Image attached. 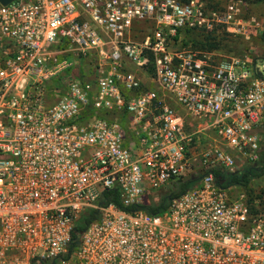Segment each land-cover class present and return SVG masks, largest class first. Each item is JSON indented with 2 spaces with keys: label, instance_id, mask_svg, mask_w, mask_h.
Listing matches in <instances>:
<instances>
[{
  "label": "built area",
  "instance_id": "2783aa9c",
  "mask_svg": "<svg viewBox=\"0 0 264 264\" xmlns=\"http://www.w3.org/2000/svg\"><path fill=\"white\" fill-rule=\"evenodd\" d=\"M249 10L245 0L0 4V264H264V212L214 174L239 170L234 154L258 165L264 44L219 57L180 35L251 44L264 21ZM150 68L146 85L138 71ZM194 137L210 140L204 174L148 214L144 203L185 174ZM112 190L121 207L104 202Z\"/></svg>",
  "mask_w": 264,
  "mask_h": 264
},
{
  "label": "trees",
  "instance_id": "16d2710c",
  "mask_svg": "<svg viewBox=\"0 0 264 264\" xmlns=\"http://www.w3.org/2000/svg\"><path fill=\"white\" fill-rule=\"evenodd\" d=\"M181 3H187L189 0H178ZM210 6H218L215 5L211 2V0H206ZM249 5L250 4H262L264 5V0H245ZM180 35H183L182 38V43L183 45H187L189 43H193V45H200L203 49L206 51H212L215 49H218L221 44H226L229 39L224 38V37H219L213 36L211 34H205L202 32H195L191 30H183ZM199 36H201V39H197ZM261 42L264 44V34L261 36ZM150 73H152L151 68L148 70ZM256 134L260 140L261 135L264 136V124L256 129ZM259 167H252V168H247L245 170L239 169L236 170L233 173L227 174L226 172H221V171H214V174L217 179L223 180L225 183L227 182V185H237L241 187H247L250 182L252 181L253 177L258 176L260 173L264 172V144L261 152L259 153ZM202 177V175L198 176L197 178L193 180H175L172 185V189L168 192L163 194L157 201H148L144 203L143 208L144 211L147 212L148 214H157V213H162L165 211L169 204L170 201L181 196L182 194L185 193L187 189H189L192 184L199 180ZM104 202L109 203L113 202L116 206L121 207V203L119 201V195L117 194V191H110V192H105L104 193ZM255 200H250L248 203H253ZM257 208L254 206H251V209L254 213H257L259 210L264 212V202L258 201L257 203ZM95 218V215L93 212H91L87 217H81V219L78 221L76 224L74 230L79 233L82 231L87 224H89L90 221H92ZM73 234V239L78 238V234ZM72 242V246H75L76 241Z\"/></svg>",
  "mask_w": 264,
  "mask_h": 264
},
{
  "label": "rangeland",
  "instance_id": "374dc122",
  "mask_svg": "<svg viewBox=\"0 0 264 264\" xmlns=\"http://www.w3.org/2000/svg\"><path fill=\"white\" fill-rule=\"evenodd\" d=\"M228 0H211V2L215 5H224L227 3ZM254 15L259 19L264 21V5L262 4H250V10L248 11V15ZM262 34H258L249 44L243 42L239 38L228 37L229 41L226 44H221L218 49L212 50L210 52H215L219 57H227L232 54L238 55L242 54L243 50H248L250 47L260 48L262 45L261 42ZM183 38V35L181 36ZM197 39H201L199 36ZM184 48H191L194 50H203L200 45H193V43H189ZM92 62L93 66L95 65V61L88 60V61H81L80 62V71L82 73H86L87 69L89 68V64ZM86 70V71H85ZM150 84V83H149ZM148 84V85H149ZM210 140L207 138H201L199 140L194 137V141L191 143L189 147V154H188V162H187V170L185 174L179 178L178 180L186 181V180H193L200 175H203L205 172L204 168H201L199 164V154L202 149H204ZM264 144V136L261 135L259 140L260 152L263 148ZM225 147V146H222ZM234 158L236 160V165L238 169L245 170L246 168L240 164V157L234 154ZM259 167V164L257 165ZM177 181V180H176ZM173 185V184H172ZM172 189V186L166 187L162 192L168 193ZM233 192H244L250 200L261 201L264 202V172L260 173L258 176L253 177L252 181L247 187L237 186L236 188L232 189Z\"/></svg>",
  "mask_w": 264,
  "mask_h": 264
},
{
  "label": "crops",
  "instance_id": "0c3cea01",
  "mask_svg": "<svg viewBox=\"0 0 264 264\" xmlns=\"http://www.w3.org/2000/svg\"><path fill=\"white\" fill-rule=\"evenodd\" d=\"M131 69H135V67H130ZM138 75H139V77H140V80L144 83V84H146V85H148L150 82H151V76H152V73H150L149 71H138Z\"/></svg>",
  "mask_w": 264,
  "mask_h": 264
},
{
  "label": "water",
  "instance_id": "95a60500",
  "mask_svg": "<svg viewBox=\"0 0 264 264\" xmlns=\"http://www.w3.org/2000/svg\"><path fill=\"white\" fill-rule=\"evenodd\" d=\"M11 1H13V0H0V4H1V5H7V4H9Z\"/></svg>",
  "mask_w": 264,
  "mask_h": 264
}]
</instances>
